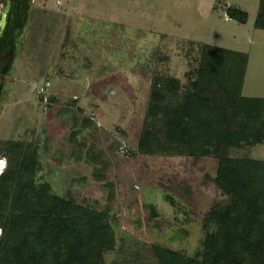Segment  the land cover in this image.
<instances>
[{
	"label": "rangeland",
	"instance_id": "374dc122",
	"mask_svg": "<svg viewBox=\"0 0 264 264\" xmlns=\"http://www.w3.org/2000/svg\"><path fill=\"white\" fill-rule=\"evenodd\" d=\"M94 1L123 22L80 34L81 13ZM216 1L223 7V0H46L20 32L0 104V148L9 139L36 145L40 182L110 216L117 244L106 264H159L154 245L190 257L204 251V218L224 197L214 181L218 160L143 154L138 142L153 76L178 80L181 96L191 88L200 55L193 38L248 51L247 82L264 95L259 0H225L249 12L247 23L213 11ZM231 154L264 160V144ZM0 158L5 171L8 158Z\"/></svg>",
	"mask_w": 264,
	"mask_h": 264
},
{
	"label": "trees",
	"instance_id": "16d2710c",
	"mask_svg": "<svg viewBox=\"0 0 264 264\" xmlns=\"http://www.w3.org/2000/svg\"><path fill=\"white\" fill-rule=\"evenodd\" d=\"M28 2L16 1L20 10L0 38L2 49H17ZM223 7L229 18L248 22V11L224 2ZM254 26L264 30V0H259ZM198 47L197 75L184 95L178 80L153 76L138 150L213 155L218 160L214 181L224 197L204 218L201 256L160 245L153 250L159 264H264V160L231 154L264 144V97L242 93L248 53L206 43ZM1 144L8 168L0 174V264H106V252L117 244L110 216L52 193L40 182L36 145L14 139Z\"/></svg>",
	"mask_w": 264,
	"mask_h": 264
},
{
	"label": "crops",
	"instance_id": "0c3cea01",
	"mask_svg": "<svg viewBox=\"0 0 264 264\" xmlns=\"http://www.w3.org/2000/svg\"><path fill=\"white\" fill-rule=\"evenodd\" d=\"M14 1H17V0H14ZM12 2H13V0H12ZM62 2V0H57V4H60ZM223 2L225 3V0H223ZM3 3V2H2ZM39 3L40 4H42L43 6H44V9H47L48 7H47V2H46V0H29V2H28V5L30 6V9H29V12H28V15H27V22H28V18H29V16H30V10H32V9H34V8H36V7H38L39 6ZM98 3V2H97ZM97 3H95V1H94V3L92 4L91 3V5H92V9H89L88 11H82V13H81V16L83 17V20H80V22H83V23H81V24H79V30H80V34H82V32L85 30V32H86V35H89V33H90V30H91V28H92V25L93 26H95L96 28H97V26H102V25H104V27L105 26H107V25H109V27H111V25H117V24H119V23H122L123 22V20H121V19H119V20H115L113 17H112V15H107V13L106 12H104L102 9H100L99 8V6H98V4ZM218 1H216V3H214V5H213V11H219V9L220 8H222L223 10H224V13H223V15L224 16H227V14H226V11H225V8L224 7H220V6H218L217 7V9H215V6L216 5H218ZM88 4V3H87ZM225 4H229V3H225ZM5 6V3H3V4H1V2H0V11H1V9H3V7ZM231 5V4H230ZM233 5H236V4H233ZM237 6V5H236ZM87 7V6H86ZM98 7V8H97ZM239 7V6H238ZM243 9V8H242ZM258 9H259V2H258V8H257V12H258ZM64 10H67L66 8L65 9H61V11H64ZM245 10V9H244ZM247 11V10H246ZM249 13V12H248ZM115 15V14H114ZM220 15V14H219ZM257 16V15H256ZM231 19V18H230ZM85 22V23H84ZM84 24V26H81V25H83ZM254 24H255V22H254ZM26 26H27V23H26ZM255 27V26H254ZM255 30H257V31H264L263 29H256L255 28ZM2 34H0V36H1ZM20 39H21V36L19 37V39H18V41H17V44L19 43V41H20ZM195 41L196 40H198L200 43H206V44H210V43H207V42H204V41H201V40H199V39H196V38H193ZM212 45H215V44H212ZM216 46H221V47H224V46H222V45H216ZM224 48H227V47H224ZM18 46H17V49L15 48V49H12V50H14L15 51V53H16V56L19 54V52H18ZM228 49H231V48H228ZM232 50H236V51H240V52H245V53H248V51H245V50H241V49H232ZM21 51H23V50H20V52ZM249 54V53H248ZM63 55V54H62ZM16 58V57H15ZM251 57H250V54H249V63H248V67H247V71H246V77H245V82H244V87H243V91H242V93H243V95H245V96H256V97H264V95H260L259 93H255V90H256V88H254V85L252 84V83H250L249 84V82H247V79H248V74H249V65H250V59ZM59 68H57V70H58ZM12 70V69H11ZM11 70H10V72H9V74L11 73ZM63 70V69H62ZM59 72L61 71V70H58ZM55 72V71H54ZM53 72V73H54ZM9 74H8V76H9ZM7 76V77H8ZM0 159H2V158H0ZM3 161V160H2Z\"/></svg>",
	"mask_w": 264,
	"mask_h": 264
},
{
	"label": "flooded vegetation",
	"instance_id": "af4514ba",
	"mask_svg": "<svg viewBox=\"0 0 264 264\" xmlns=\"http://www.w3.org/2000/svg\"><path fill=\"white\" fill-rule=\"evenodd\" d=\"M8 1H10V9L9 11L6 13V9L8 7ZM1 4L5 3V6L3 7V9H1L0 11V21L2 19V15L6 14V19H7V24L9 22L10 18H16L17 14L19 13V6H17L16 1L13 0H0ZM3 2V3H2ZM6 24V26H7ZM5 26V29H6ZM1 29V27H0ZM4 29V31H5ZM4 33V32H3ZM3 36V34L0 36V38ZM14 48H7V49H2V47L0 46V104L1 101L3 99V92L5 90L6 85H4V82L7 79V76L10 72V70L12 69V62L14 63L15 60V51L12 50Z\"/></svg>",
	"mask_w": 264,
	"mask_h": 264
},
{
	"label": "water",
	"instance_id": "95a60500",
	"mask_svg": "<svg viewBox=\"0 0 264 264\" xmlns=\"http://www.w3.org/2000/svg\"><path fill=\"white\" fill-rule=\"evenodd\" d=\"M9 9H10V1H8V7L6 9V13L9 11ZM6 24H7L6 14H4L2 15V19L0 21V27H1L0 34H3Z\"/></svg>",
	"mask_w": 264,
	"mask_h": 264
},
{
	"label": "bare ground",
	"instance_id": "6f19581e",
	"mask_svg": "<svg viewBox=\"0 0 264 264\" xmlns=\"http://www.w3.org/2000/svg\"><path fill=\"white\" fill-rule=\"evenodd\" d=\"M2 163H0V172L3 171V169L5 168V162L4 161H0Z\"/></svg>",
	"mask_w": 264,
	"mask_h": 264
},
{
	"label": "built area",
	"instance_id": "2783aa9c",
	"mask_svg": "<svg viewBox=\"0 0 264 264\" xmlns=\"http://www.w3.org/2000/svg\"><path fill=\"white\" fill-rule=\"evenodd\" d=\"M45 90V88H43L42 89V91H44ZM42 91H40V93L42 92ZM3 159H0V161H2ZM3 171H4V169H3ZM0 233H1V229H0Z\"/></svg>",
	"mask_w": 264,
	"mask_h": 264
},
{
	"label": "snow or ice",
	"instance_id": "6c2138e0",
	"mask_svg": "<svg viewBox=\"0 0 264 264\" xmlns=\"http://www.w3.org/2000/svg\"><path fill=\"white\" fill-rule=\"evenodd\" d=\"M0 163H2V162H0Z\"/></svg>",
	"mask_w": 264,
	"mask_h": 264
}]
</instances>
